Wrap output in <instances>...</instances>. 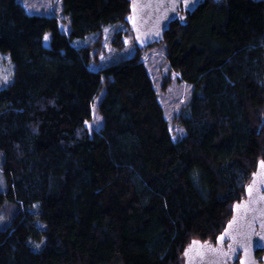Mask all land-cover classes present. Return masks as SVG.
Here are the masks:
<instances>
[{
  "label": "trees",
  "instance_id": "trees-1",
  "mask_svg": "<svg viewBox=\"0 0 264 264\" xmlns=\"http://www.w3.org/2000/svg\"><path fill=\"white\" fill-rule=\"evenodd\" d=\"M23 1L0 0V51L15 65L0 88V210L14 207L0 264H183L193 239L223 231L264 159V0H205L172 22L167 60L193 86L179 139L144 47L101 64L102 36L78 42L131 30L132 0H62L69 31Z\"/></svg>",
  "mask_w": 264,
  "mask_h": 264
},
{
  "label": "water",
  "instance_id": "water-1",
  "mask_svg": "<svg viewBox=\"0 0 264 264\" xmlns=\"http://www.w3.org/2000/svg\"><path fill=\"white\" fill-rule=\"evenodd\" d=\"M204 1L132 0L129 22L136 44L147 47L163 42L172 22ZM183 259V264H264V159L258 161L244 198L234 203L216 240L193 239Z\"/></svg>",
  "mask_w": 264,
  "mask_h": 264
},
{
  "label": "rangeland",
  "instance_id": "rangeland-1",
  "mask_svg": "<svg viewBox=\"0 0 264 264\" xmlns=\"http://www.w3.org/2000/svg\"><path fill=\"white\" fill-rule=\"evenodd\" d=\"M24 5L30 13L56 14L62 19V28L69 31V24L66 21V15L63 13L62 0H24ZM126 31L123 48H117L113 45V37L116 30ZM101 37V48L99 50V61L101 64L112 62L126 56L134 54L137 50V44L129 26L124 23L111 24L107 26L102 34L90 33L86 39H78L80 44L86 41H93ZM50 34L47 35L49 41ZM142 56L149 72L154 80L158 91L159 100L162 103L165 115L169 121L170 129L174 139H179L186 134V127L178 119V114L182 107L190 100L193 86L191 84L180 82L178 74L171 71L167 60V48L164 42L155 43L142 48ZM100 64L95 65L99 67ZM15 65L8 53L0 51V88L8 85L14 79ZM169 76L172 79L167 89L163 88L165 78ZM101 96L97 98L93 108V116L88 121L87 126L93 132L99 129L103 124V117L98 111V104ZM0 180H1V157H0ZM14 211L11 204H7L0 210V222L6 221Z\"/></svg>",
  "mask_w": 264,
  "mask_h": 264
},
{
  "label": "snow or ice",
  "instance_id": "snow-or-ice-1",
  "mask_svg": "<svg viewBox=\"0 0 264 264\" xmlns=\"http://www.w3.org/2000/svg\"><path fill=\"white\" fill-rule=\"evenodd\" d=\"M45 39H47V37H45Z\"/></svg>",
  "mask_w": 264,
  "mask_h": 264
}]
</instances>
